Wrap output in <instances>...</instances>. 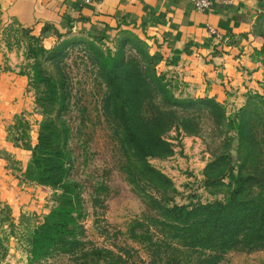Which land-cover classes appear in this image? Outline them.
I'll return each instance as SVG.
<instances>
[{
	"label": "rangeland",
	"instance_id": "374dc122",
	"mask_svg": "<svg viewBox=\"0 0 264 264\" xmlns=\"http://www.w3.org/2000/svg\"><path fill=\"white\" fill-rule=\"evenodd\" d=\"M256 30L264 37L263 17L256 21ZM7 32L11 42L23 48L18 71L25 76L26 86L17 123L24 128V139L30 130L36 135L42 117L54 115L55 105L46 93L47 81H56L60 75L64 78L61 119L68 128L66 145L71 159L70 165L65 164V167L69 178L80 185V224L87 250L83 256L54 253L31 263L27 261V264H150L144 227H137L135 222L147 217L161 220L159 212L150 206L152 202L170 205L185 204L190 200L195 203L221 200L228 191V176L236 175L237 166L244 158L243 167H248L250 162L264 167V134L261 133L264 127V87L256 86L247 91L243 97L239 96L241 100L226 99L220 103L210 98L217 103L218 111L204 105L177 109L172 119L176 125L162 133L171 152L166 156L146 157V162L166 178L161 181L142 175L137 161L121 148L117 137L121 113L115 111L105 96L106 89L84 44L85 41L92 42L104 52L120 48L121 53L131 57L136 65L153 67L156 72L164 74L160 70L159 55L145 37L130 27L79 30L60 39L74 42L65 48L61 60H56V68L46 60V55L59 40L48 46L42 37L32 35V38L15 25L8 27ZM164 78L176 98H199L179 94L173 79L165 74ZM248 101L247 118L255 134L257 144L254 148H258L249 156L243 150L238 153L234 127L236 113ZM145 110L141 112L147 116L149 112ZM205 180L212 183L206 187ZM36 190L32 198L37 211L33 216L39 217L40 222L54 204L53 191L41 185ZM150 230L154 237L160 238L156 230ZM95 247L109 250L112 255H95ZM216 264H264V247L229 250Z\"/></svg>",
	"mask_w": 264,
	"mask_h": 264
},
{
	"label": "trees",
	"instance_id": "16d2710c",
	"mask_svg": "<svg viewBox=\"0 0 264 264\" xmlns=\"http://www.w3.org/2000/svg\"><path fill=\"white\" fill-rule=\"evenodd\" d=\"M20 31L30 34L26 28H20ZM73 42L59 40L47 52L46 60L58 64L56 60H61L65 48ZM84 44L106 89L105 96L115 111L121 113L117 132L121 148L137 161L142 175L165 181L166 178L146 162V157L166 156L171 152L162 133L176 125L172 119L177 109L204 105L218 111L217 103L210 98H176L169 90L164 74L156 72L153 67L136 65L131 57L121 53L120 48L104 52L92 42L85 41ZM46 91L50 102L55 105L54 115L46 114L39 122L29 158L33 166L32 180L53 191L54 204L32 230L27 256L29 263L54 253L83 256L87 251L80 224V185L69 178L65 167V164L70 165L71 159L66 145L68 128L61 119L64 78L60 75L56 81H47ZM148 106L150 110L147 111ZM144 109L149 112L147 116L141 112ZM248 109L249 101L236 113L234 127L238 153L243 150L249 156L258 148H254L257 143L249 127ZM261 133L264 134V127ZM243 166L245 158L238 164L236 175L228 176V191L221 200L205 203L190 200L185 204L170 205L152 202L150 206L159 212L161 220L147 217L135 222L137 227H144L150 264H216L229 250L264 247V167L251 162L248 167ZM204 183L207 187L212 182L205 180ZM150 228L156 230L160 238L154 237ZM93 250L95 255H112L106 249L95 247Z\"/></svg>",
	"mask_w": 264,
	"mask_h": 264
},
{
	"label": "crops",
	"instance_id": "0c3cea01",
	"mask_svg": "<svg viewBox=\"0 0 264 264\" xmlns=\"http://www.w3.org/2000/svg\"><path fill=\"white\" fill-rule=\"evenodd\" d=\"M260 17L264 0H211L204 12L188 0H0V264H27L39 222L32 196L40 185L32 180L29 158L35 133L24 139L17 123L26 86L18 71L23 48L11 42L8 27L26 28L48 46L90 27H130L149 41L179 94L223 103L264 87Z\"/></svg>",
	"mask_w": 264,
	"mask_h": 264
},
{
	"label": "built area",
	"instance_id": "2783aa9c",
	"mask_svg": "<svg viewBox=\"0 0 264 264\" xmlns=\"http://www.w3.org/2000/svg\"><path fill=\"white\" fill-rule=\"evenodd\" d=\"M94 0H79L80 4H88L91 3ZM191 7L198 11V12H204L208 11L211 8V0H188ZM222 2H227L228 0H221ZM211 34H214V31L212 29L209 30Z\"/></svg>",
	"mask_w": 264,
	"mask_h": 264
}]
</instances>
